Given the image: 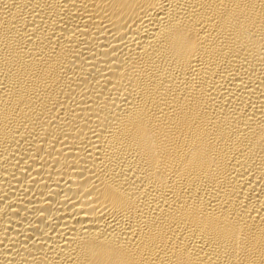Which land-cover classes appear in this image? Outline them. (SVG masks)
<instances>
[{"label":"bare ground","instance_id":"6f19581e","mask_svg":"<svg viewBox=\"0 0 264 264\" xmlns=\"http://www.w3.org/2000/svg\"><path fill=\"white\" fill-rule=\"evenodd\" d=\"M0 264H264V0H0Z\"/></svg>","mask_w":264,"mask_h":264}]
</instances>
